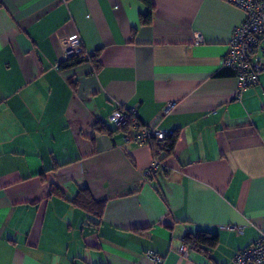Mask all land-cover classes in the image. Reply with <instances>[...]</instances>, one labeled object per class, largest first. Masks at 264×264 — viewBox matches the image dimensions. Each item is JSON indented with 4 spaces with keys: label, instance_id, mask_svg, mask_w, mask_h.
Masks as SVG:
<instances>
[{
    "label": "crops",
    "instance_id": "0c3cea01",
    "mask_svg": "<svg viewBox=\"0 0 264 264\" xmlns=\"http://www.w3.org/2000/svg\"><path fill=\"white\" fill-rule=\"evenodd\" d=\"M150 1L143 23L139 0H0V264H234L264 235V74L237 98L223 65L243 12ZM75 37L97 70L59 67ZM117 109L173 131L165 170L147 177L150 145L94 129ZM197 231L217 246L181 255Z\"/></svg>",
    "mask_w": 264,
    "mask_h": 264
},
{
    "label": "built area",
    "instance_id": "2783aa9c",
    "mask_svg": "<svg viewBox=\"0 0 264 264\" xmlns=\"http://www.w3.org/2000/svg\"><path fill=\"white\" fill-rule=\"evenodd\" d=\"M231 4L243 12L242 21L236 25L228 42V49L223 59V65L233 71L237 78L236 97L242 91L257 82L258 76L264 74V0H229ZM83 48L78 38H73L66 49L65 59L71 56L83 55ZM85 55V54H84ZM168 109V108H167ZM110 120L115 127H120L127 121L134 134H125L126 140L152 147V158L145 175L149 178L159 170H165L161 161L162 148L166 137L173 131L163 132L154 126L142 125L134 110L117 109L112 112ZM178 252L186 256L188 247L184 242ZM154 264H162L163 258L152 256ZM234 264H264V235L251 245L239 250L232 258Z\"/></svg>",
    "mask_w": 264,
    "mask_h": 264
},
{
    "label": "trees",
    "instance_id": "16d2710c",
    "mask_svg": "<svg viewBox=\"0 0 264 264\" xmlns=\"http://www.w3.org/2000/svg\"><path fill=\"white\" fill-rule=\"evenodd\" d=\"M147 7V13L143 16L142 22L148 23L150 21V13L152 9V4L150 0H139ZM83 55H77V56H71L59 63V67L66 68L70 66H74L76 64L81 63L85 59H89L93 65L94 69L97 70L99 68V64L97 62L96 55L89 56L86 55V52L81 53ZM85 54V55H84ZM225 67V66H224ZM227 70H229L232 74L233 71H231L229 68L225 67ZM226 71V70H224ZM94 129L100 133H106V134H113L115 132H121L123 134H130L132 132L130 123L127 121L120 127H115L114 130H109L103 125L96 124L94 126ZM174 134L168 136L164 140V146L162 148V156L168 155L172 147L174 145L175 138L173 137ZM54 192V191H53ZM72 202L82 208L83 210L96 215L98 218L101 217L102 210H103V202H98L93 199L90 192L86 189H81L77 192L75 197L73 198ZM184 242L187 245V247L191 250L202 252L203 254L209 253L214 247L218 244V236L217 234L206 232V231H197L196 233H190L187 234L186 237H184Z\"/></svg>",
    "mask_w": 264,
    "mask_h": 264
},
{
    "label": "rangeland",
    "instance_id": "374dc122",
    "mask_svg": "<svg viewBox=\"0 0 264 264\" xmlns=\"http://www.w3.org/2000/svg\"><path fill=\"white\" fill-rule=\"evenodd\" d=\"M114 125V124H113Z\"/></svg>",
    "mask_w": 264,
    "mask_h": 264
}]
</instances>
